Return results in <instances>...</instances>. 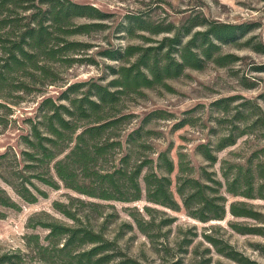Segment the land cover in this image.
<instances>
[{"label":"rangeland","instance_id":"1","mask_svg":"<svg viewBox=\"0 0 264 264\" xmlns=\"http://www.w3.org/2000/svg\"><path fill=\"white\" fill-rule=\"evenodd\" d=\"M69 1L93 6L105 18H72L65 29L83 23L101 26L84 34L61 36L81 46L76 52L41 63V72L27 68L30 62L20 66L23 71L7 65L12 72L0 80V94L11 102L10 114L0 107V155L11 150L6 162H13L14 153L24 164L20 152L27 146L20 136L28 133L27 120L36 119L43 99L62 102L60 94L72 84L83 86L81 92L69 93V97H81L90 85H106L115 78L111 68L117 70L123 62L106 58L109 51L129 46L156 47L164 37L173 35L155 33L158 31L171 29L183 35L190 29V34L182 36L186 41L194 33L226 24L238 26L239 31L225 43L214 40L219 50H214L212 57L231 55L232 61L219 65L207 60L200 69L187 68L164 85L120 95L113 104L112 113L129 118L111 130L110 137L129 139L128 150L112 151V158L104 166L118 165L126 153L129 166L143 163L140 200L118 202L87 197L66 188L54 173L47 174L38 162L31 161L25 164H33L34 175L47 181L31 179L29 188L37 197L35 202L24 201L0 182L15 203L14 208L0 205V264H264V201L229 194L222 178L264 147V125L260 122L264 120V0ZM13 2L15 7L8 9L11 17L19 18L18 26L26 25L28 21L23 17L32 13L40 19L46 6L45 0ZM133 16L140 17L149 31H124L128 17ZM88 123L79 121V125ZM240 133L244 134L234 145L216 151L220 139ZM200 144L217 157L215 164L209 165L203 158L197 149ZM161 153L174 163L170 192L179 210L146 197L143 176L160 174ZM201 169L222 182L218 195L225 200L223 219L202 222L192 216L199 215L197 204L185 208L176 193L179 177L197 178ZM239 202L258 212L259 219L233 216L229 206ZM59 227L90 230L99 238L96 243L85 242L83 233H61ZM95 246L103 248L91 255Z\"/></svg>","mask_w":264,"mask_h":264},{"label":"trees","instance_id":"2","mask_svg":"<svg viewBox=\"0 0 264 264\" xmlns=\"http://www.w3.org/2000/svg\"><path fill=\"white\" fill-rule=\"evenodd\" d=\"M45 1V10L40 19H36V14L32 13L23 17L28 21L26 25L18 26L19 18L11 17L8 9V6L15 7L13 0H0V80H5L4 74L12 72L7 69L8 64L18 66L16 70L23 71L24 68L20 66L30 62L27 68L32 67L34 72H41L44 69L41 63L53 61L57 55L63 53L76 52V47L81 46L64 41L61 36L66 33L84 34L92 27L101 26L99 23H83L73 29H65L70 25L72 18H105L99 9L90 5L76 4L69 0ZM144 24L140 17H128L124 31L129 33L132 28L149 31ZM238 31V26L216 24L208 30L190 35L184 41L182 36L190 34V29L183 35L168 29L155 32L173 34L171 37H164L156 47L129 46L124 50L105 53L106 58L123 62L117 70L111 68L115 78L106 85H90L86 93H80L81 97H69V93L81 92L79 90L83 86L72 84L60 94L58 99L62 102H55L50 97L43 99L38 106L36 119L27 120L28 133L20 136L21 143L27 146L20 152V160L24 161V164L19 163L14 153L13 162L5 161L11 150L1 154L0 182L9 186L24 201L35 202L37 197L29 188L31 179L47 181L39 175H34L36 171H32L35 168L33 164H25L31 161L38 162L39 167H44L47 174L54 173L66 188L87 197L118 202L140 200L143 189L139 184V177L143 163L129 166V154L125 152L118 165L104 166L112 151L128 150L129 139L122 141L119 137H110L111 130L129 118L126 114L112 113L113 104L120 95L164 85L166 80L180 76L187 68L200 69L207 60L219 65L231 62V55H218L213 59L214 50H219V45L214 43V40L225 43L233 39ZM19 88L16 87V90ZM4 98V95L0 94V107L10 114L8 104L11 102ZM81 120H89V123L79 125ZM260 122L264 125V120ZM242 134L244 133L223 137L219 140L216 151L234 145ZM197 149L209 165L217 162V157L206 145L200 144ZM159 161L163 164L159 175L150 173L143 176L146 197L151 202L179 210L170 192V175L174 171V163L166 153L159 154ZM222 178L229 194L247 200L264 201V147L251 153L244 164L237 166L231 173H224ZM180 179L182 178L177 179L176 193L185 208L189 209L191 205L197 204L195 210L199 211V215L192 213L193 217L202 222L224 218L225 200L218 195L222 182L216 179L214 174L201 169L197 178L189 177L178 182ZM217 200L221 203H216ZM0 205L7 208L15 206L14 201L1 187ZM229 212L233 216L259 219V213L250 209L245 202L231 203ZM58 229L61 233H83L85 242L96 243L99 238L86 229ZM72 235L74 237V234ZM102 248L95 246L90 251L91 255L98 254Z\"/></svg>","mask_w":264,"mask_h":264}]
</instances>
